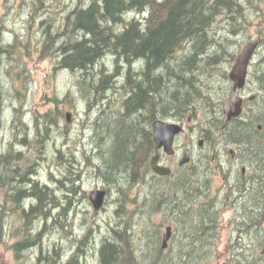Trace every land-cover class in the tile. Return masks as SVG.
Instances as JSON below:
<instances>
[{
	"label": "trees",
	"instance_id": "16d2710c",
	"mask_svg": "<svg viewBox=\"0 0 264 264\" xmlns=\"http://www.w3.org/2000/svg\"><path fill=\"white\" fill-rule=\"evenodd\" d=\"M48 2L32 0L31 17H36L35 5L43 11ZM243 2L73 0L72 3H63V21L58 23L59 27L50 30L54 26L50 13L43 21L51 20L41 39V48L50 45L56 57L55 68L71 70L75 74L77 91L88 102V124L98 137L96 145L101 143L96 147V158L92 154L95 158L92 166L96 174L114 185L119 193L115 221L109 224L96 250L97 264H210L221 255L218 252L221 213L216 203L217 195L212 193L213 183L204 171L211 166V156L203 157L170 176H153L149 163L154 148L151 124L157 118L185 119L189 112L195 113L199 101L205 102L204 106L211 109V114L214 107L207 96L201 95L200 86L210 87L218 79L228 77L227 70L219 68L227 60L225 52L236 58L235 52L228 51L229 39L225 41L216 36L212 27L216 20L225 16L233 30L236 22L247 14ZM3 37L0 27V68H3L1 62L7 55L9 64L5 68L9 69L6 73L13 79L8 66L20 53L13 44L4 42ZM260 40L264 47V31ZM257 54L259 57L255 58L256 66L253 67L260 68L259 80L263 90L264 49L262 54ZM108 57H113L114 68L106 65ZM19 67H24L22 62L17 67L18 80L25 70L21 71ZM140 68H146L142 72V81L139 79ZM123 75L125 80L120 83ZM10 86L15 87L13 81ZM5 87L1 71L0 134L4 129ZM15 89L19 94L21 89ZM110 91L116 94L112 96ZM117 93L123 99L115 108ZM60 96L56 91L54 107L35 115L33 137L26 131L27 124H22L23 140L17 141L21 148L12 150L10 142V149L0 155V191L4 202L9 203L8 207L3 204L0 215L9 213L10 204L19 205L27 228L28 236L14 244L17 260L23 259L25 250L40 244L46 233L65 231L79 201L73 200L72 196L81 189V171L77 170H82V164L76 160L73 143L68 146L69 158H64L62 148H57L58 161L65 167L63 174L54 178L57 188L37 178L38 170L33 168L37 162H31L28 157V148L43 153L53 127L59 126L64 117L66 119L68 111L65 113V101ZM21 106L15 108L16 113L22 110ZM261 108V115H264V102ZM259 118L253 115L250 121L230 123L227 126L229 137L238 141L248 138L256 148L259 144L255 137V120ZM68 141L65 135L64 145H68ZM25 157L26 161L29 158L28 163H22ZM258 158L257 164L264 165L262 157ZM139 183L147 187L148 194L144 198H131L130 190ZM59 190L66 191L64 200L58 194ZM254 200L257 204L264 203V189L256 188ZM155 214H161L164 221L173 222L177 227L171 247L162 248L163 240L161 242V232L157 228H154L155 234L148 230L149 234L146 236L145 233V239L142 237L138 244L133 232L136 221L151 219ZM256 215L255 221L262 213ZM38 217L44 220L43 226L34 231L32 220ZM254 228L247 230L261 241L262 230L257 226ZM95 230L91 226L69 256L60 259V252H56L55 257L41 251L39 264H43L42 259L47 264H86L93 236L97 233ZM228 249L230 255L225 264H263L260 244L247 247L237 241Z\"/></svg>",
	"mask_w": 264,
	"mask_h": 264
},
{
	"label": "rangeland",
	"instance_id": "374dc122",
	"mask_svg": "<svg viewBox=\"0 0 264 264\" xmlns=\"http://www.w3.org/2000/svg\"><path fill=\"white\" fill-rule=\"evenodd\" d=\"M66 1L72 3L73 0H49L50 3H46L43 11L39 9L38 5H35L36 17H31L29 12L32 10V0H0V27L4 34L3 40H5L4 42L13 44L14 49L20 53V55L14 58L12 64L8 66L11 67L10 70L13 79L6 73L9 69L5 68V66L9 64L7 55L4 56L1 62L3 68H0V73L2 71V81L6 86V91H4L3 94V97L6 99V105L3 115L4 129L0 134V155L10 149V142L13 144L12 150L21 148L22 145H19L17 141L23 140L22 134H24V131L21 129L22 124H27L26 131L27 133L31 132V137H33L35 115H40L46 110L54 107L53 96L57 91V93L61 95L60 98L65 101V113L67 111L73 112L71 122L67 123L64 117L59 126L53 127L54 131L46 140L43 153L40 154L32 150V148H28V157L31 162H37L33 166V168L35 167L38 170L37 178H39L41 182L50 183L52 187L55 188H57L54 179L55 176L60 177L65 171V167L58 161L56 155L57 148H62L65 153L64 158H69L68 146L73 143V147L76 149V160L78 163L82 164L80 165L82 170H77L78 172L81 171V189L77 194H73L72 196L73 200L79 201L77 202L75 211H73L69 217L68 222L70 226L65 231L56 230L52 234L46 233L40 244L23 252V259L21 260H17L16 250L14 249V244L17 241L28 236L27 228L24 226L25 221L21 215V209L19 205L14 206L10 204L9 208H7L9 213H5L2 216L0 215V264H39L38 258L41 251L45 254H52L55 257L56 252H58L57 254L60 252V259L69 256L72 251L76 249L79 239L88 232L91 226L95 227V232L97 233L93 236L86 264H97L96 250L101 243L104 232H107L109 224L115 221L116 199L119 195L118 189L99 177L92 166L93 159L95 160L96 158H92V154L98 155V149H96V147L100 146L101 143L96 145L98 137H96V132L92 125L88 124V113L90 111L87 105L88 102L81 93L77 91L75 74L71 70L55 68L57 65L56 57L53 56V50L50 45H47L45 47L46 49L44 47L41 48V39L44 38L45 30L48 29L46 26L51 20L49 19L45 23H43V21L49 17L48 13H50L53 16L51 19L54 24V26L52 25L53 27H50V30L54 27L55 29L59 27L58 23L63 21L62 6ZM243 3L247 14L243 19L236 22V26L233 27V30L230 20H228L229 18L225 16L216 20L212 27V31L215 32L216 36L223 38L225 41L226 38L229 39L228 51L235 52L236 58L247 42L257 41L261 32L264 31V0H244ZM263 49L264 47L260 45L257 53L262 54ZM225 56L227 60L219 67L223 70L232 68L236 61V58H232L229 52H225ZM258 57L257 54L256 59ZM20 62L24 65L22 68L19 67L20 70H25L22 71L24 73L23 77L18 80L17 73L19 69L17 67ZM106 62L109 68H114L113 57H108ZM254 65L256 66L255 62H252L249 68H254ZM119 80L120 83H122L125 80V75L121 76ZM10 81L14 82L15 87L10 86ZM17 87L21 89L19 94H17V90L15 89ZM205 90L209 94V90L207 89H202L201 94L206 95ZM110 93L112 96L116 94L115 91H110ZM255 93L257 94V100L254 102L251 101V103L247 105L251 106V108L247 110V112L249 111L248 113L251 114V117L253 115L259 116V112L262 110L261 105L264 102V89L257 88V92L255 91ZM117 99V104L114 106L115 108L118 105L120 106L122 102L123 97H121L120 93H117ZM208 99L211 105L215 104V101L210 99V97ZM204 104V101L198 102L194 110L196 116L188 123L187 133L182 134L177 143L180 146H185L195 140L192 146L194 147V157L196 160L201 158V153L203 151L200 150L198 146V137L206 130H210V134H213V130L215 129L214 125L216 124V120L213 118L214 116L212 113L210 114L211 109H206ZM20 106L22 110L16 113L15 108ZM63 133L69 138L68 145H64L63 143L65 139ZM31 137L28 138L30 142ZM180 146H177V148L179 149ZM214 147L213 138V142L211 144L208 143L206 149V152L210 156ZM183 150L184 149L179 151L180 154ZM29 158H27L26 161L25 157L22 163H28ZM78 163L76 162V165H78ZM211 164L214 166L213 163ZM211 178L213 183L212 193L217 195L218 201H216V203L221 213L220 238L218 242V252L221 255L216 257L210 264H225L230 255V250L228 248L235 245L237 241L247 247H252L254 244H260L261 248L264 246V206L259 209L261 204H257L256 202V213H262L258 220L254 222L257 228L262 230L263 238L259 241V238L255 234H252V232H249L247 228L238 227L243 220L242 215H237L238 213L234 205H224L225 203H223L222 197L218 196L220 192L218 187L222 186L224 182L221 176H219V174H213ZM103 187L108 188L110 192L108 193L105 207L101 211H95L89 199V195L92 190L98 188L102 189ZM64 192L66 191L59 190L58 192L62 200H64L65 197ZM147 194V187L145 188V185L139 183V185L137 184L130 190L129 195L131 198H144ZM4 203V195L3 192L0 191V214ZM5 204L7 206L9 203ZM130 208L134 209V206ZM256 213L252 216H255L257 219ZM245 220H248V217H246ZM32 221L34 222L32 225L34 231H38L42 228L44 220L41 217L34 218ZM162 222L165 223L158 225ZM168 226H174L173 229L177 228L173 222L164 221L161 214H155L151 219L147 217L142 220H137L133 232L139 242L138 244H140V239L145 236V233L146 236L149 234L148 230H150L151 234H155L154 228H157L161 232L162 242ZM145 237L143 239H145ZM173 239L174 233L167 241V248L169 246L171 247ZM42 261L43 264H47L46 260L42 259ZM261 263L264 264V260Z\"/></svg>",
	"mask_w": 264,
	"mask_h": 264
},
{
	"label": "flooded vegetation",
	"instance_id": "af4514ba",
	"mask_svg": "<svg viewBox=\"0 0 264 264\" xmlns=\"http://www.w3.org/2000/svg\"><path fill=\"white\" fill-rule=\"evenodd\" d=\"M144 69L146 68H140L139 71V74L141 75L139 79L141 81L144 79V75H142ZM259 69L260 68H248L247 79L244 87L236 91V96L241 97L243 99V112L239 117L233 118L230 121H227V116L223 108V102L231 95L234 86V82L231 80L229 76V71L231 70V68H227V72H228L227 78L221 81L220 79H218L217 81H215V83H212L210 87L200 86L202 89L209 90V94L205 90L206 95L205 94H201V95L205 97L207 96L208 98L210 97V99L215 101L214 102L215 104L212 105L214 108L212 109L211 113L214 116V119L216 120L213 134L212 133L210 134V130H206L204 133H202L201 136L198 137V146L200 150H203L201 153L202 154L201 158L209 155L206 152L207 145L208 143L211 144L214 138L215 147L211 154V158H212L211 163H213L214 166H212L211 164V166L207 167L204 171L208 174V177L211 175L209 177L210 180L212 179L211 177L213 176V174H219V176H221L224 182L222 183V186L218 187L220 191L218 196L222 197L221 199L223 200V203H225L224 205L226 206H228V204L234 205V207L236 208V212L238 213L237 215H242L243 217V220L238 225V227L239 226H241V228L247 227L248 230H253L255 229L254 227L256 226L254 224L255 222L254 216H252L257 211V208L255 207L256 200H254L256 188L259 186L260 189H264V165L260 166L257 164V159H259L258 158L259 156H261L262 160H264V115L260 116L262 111L259 112L260 118L255 120V131H257L256 133L257 135H255V137L259 144L256 148L255 145L251 144L252 142L248 138L239 141L230 138L229 128H227V126L230 123L236 122L237 120L244 122L250 121L251 114H249L248 113L249 111L247 112V110L248 108H251V106H247V105L250 104L251 101L254 102L257 100V94L255 93V91L257 92V88L261 89V85H260L261 83L259 80L261 74L259 73ZM195 116H196L195 113L189 112L187 117H185L186 121L185 119L182 120H178L174 118L165 119L172 122H178L184 126V131L175 138L174 152L172 154H168L163 149L159 151V163L163 166L171 168L172 172L170 175L177 173L179 170H181L184 167L185 168L190 167L192 163L199 160V159L196 160L194 157L195 153L192 144L195 143V140L191 141L189 144H186L185 146H180L177 144L181 135L187 133V128H188L187 125L194 119ZM152 125L153 123L151 124V128L153 131ZM218 126H220V128H218ZM153 140H154V133H153ZM177 146H180V148L178 149ZM182 149L184 150L180 154L179 151ZM186 150H189L190 152V160L188 163L181 165L180 161ZM155 153H156V145L154 141L153 153L150 156V162H149L150 168L153 176L156 175L162 176L155 173L151 166V158L155 155ZM102 189H105L107 191V196H108L110 190L106 187H103ZM263 206L264 203L260 205V207ZM246 217H248V220H245ZM171 227H172V233H171L172 236L173 233L176 232L177 228L173 229L174 226Z\"/></svg>",
	"mask_w": 264,
	"mask_h": 264
},
{
	"label": "water",
	"instance_id": "95a60500",
	"mask_svg": "<svg viewBox=\"0 0 264 264\" xmlns=\"http://www.w3.org/2000/svg\"><path fill=\"white\" fill-rule=\"evenodd\" d=\"M260 46L259 41L247 42L240 53L237 55L236 61L233 64L229 76L234 82L231 95L223 102V108L227 116V121L239 117L243 112V99L236 96V91L244 87L247 79V72L250 64L253 61L256 51ZM73 112L66 113V121L71 122ZM154 141L156 145V153L151 158V166L155 173L163 176L170 175L172 170L169 167L159 163V151L163 149L166 153L174 152L175 138L184 131V126L178 122H171L163 119H156L153 122ZM190 160V152L186 150L180 161L181 165L188 163ZM107 191L105 189H94L89 195V199L95 211H101L105 207ZM172 227H167V232L163 237V249L167 248V241L171 237ZM264 254V248L262 250Z\"/></svg>",
	"mask_w": 264,
	"mask_h": 264
},
{
	"label": "bare ground",
	"instance_id": "6f19581e",
	"mask_svg": "<svg viewBox=\"0 0 264 264\" xmlns=\"http://www.w3.org/2000/svg\"><path fill=\"white\" fill-rule=\"evenodd\" d=\"M141 19V18H140ZM211 37V36H210ZM214 39V38H213ZM215 40V39H214ZM199 66V65H198ZM166 98V97H165ZM159 119H161V118H159ZM163 120H165V119H163ZM172 122V121H171ZM95 157H96V155H95ZM108 180V179H107ZM125 184V183H124ZM212 211V210H211ZM204 234V233H203ZM28 250V249H27Z\"/></svg>",
	"mask_w": 264,
	"mask_h": 264
}]
</instances>
